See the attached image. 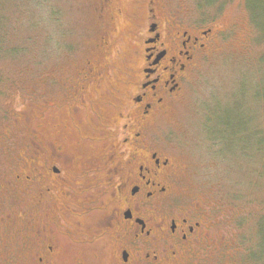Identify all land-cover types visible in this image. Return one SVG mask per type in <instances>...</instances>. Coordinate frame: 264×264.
Returning <instances> with one entry per match:
<instances>
[{
    "label": "flooded vegetation",
    "instance_id": "obj_1",
    "mask_svg": "<svg viewBox=\"0 0 264 264\" xmlns=\"http://www.w3.org/2000/svg\"><path fill=\"white\" fill-rule=\"evenodd\" d=\"M99 3L95 54L45 75L23 118L28 154L0 174V226L20 225L10 244L0 242V258L20 248L28 264H63L79 247L105 264H208L227 256L219 209L184 195L182 168L160 132L227 29L214 30L227 26L189 20L169 0ZM122 31L132 37L125 69L116 44ZM14 125L21 130L19 120Z\"/></svg>",
    "mask_w": 264,
    "mask_h": 264
},
{
    "label": "rangeland",
    "instance_id": "obj_2",
    "mask_svg": "<svg viewBox=\"0 0 264 264\" xmlns=\"http://www.w3.org/2000/svg\"><path fill=\"white\" fill-rule=\"evenodd\" d=\"M99 1L7 0L0 5L1 175L12 173L27 153L24 119L31 115L30 101L41 97L45 75L66 72L95 54L101 33ZM169 2L183 6L187 19L205 27L227 26L214 30L227 29L160 123L161 135L182 168L181 191L194 199L206 198V204L219 209L229 246L223 253H229L208 264H264V0ZM119 36L116 44L123 47L120 64L125 69L132 37L125 31ZM17 120L20 131L14 129ZM19 227L0 226V242L10 244ZM5 255L0 264H28L20 248H10ZM63 264L105 261L79 247Z\"/></svg>",
    "mask_w": 264,
    "mask_h": 264
},
{
    "label": "trees",
    "instance_id": "obj_3",
    "mask_svg": "<svg viewBox=\"0 0 264 264\" xmlns=\"http://www.w3.org/2000/svg\"><path fill=\"white\" fill-rule=\"evenodd\" d=\"M5 1H7V0H4V2H2L0 5H2V4H4L5 3ZM1 23H2V21H1ZM2 39V34H1V30H0V40ZM0 45H1V41H0ZM13 52V51H12ZM0 77H1V75H0ZM221 137V136H220ZM220 139H222V138H220Z\"/></svg>",
    "mask_w": 264,
    "mask_h": 264
}]
</instances>
